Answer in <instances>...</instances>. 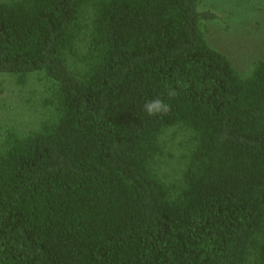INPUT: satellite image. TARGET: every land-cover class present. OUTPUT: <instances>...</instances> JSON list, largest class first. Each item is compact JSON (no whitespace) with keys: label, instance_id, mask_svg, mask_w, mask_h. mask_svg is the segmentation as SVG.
I'll return each instance as SVG.
<instances>
[{"label":"trees","instance_id":"16d2710c","mask_svg":"<svg viewBox=\"0 0 264 264\" xmlns=\"http://www.w3.org/2000/svg\"><path fill=\"white\" fill-rule=\"evenodd\" d=\"M212 17L200 0H0V74H41L53 108L0 141V264H264V53L239 74ZM156 98L170 113L147 115ZM174 127L189 151L167 182Z\"/></svg>","mask_w":264,"mask_h":264},{"label":"rangeland","instance_id":"374dc122","mask_svg":"<svg viewBox=\"0 0 264 264\" xmlns=\"http://www.w3.org/2000/svg\"><path fill=\"white\" fill-rule=\"evenodd\" d=\"M200 9L213 15L202 24L207 43L246 76L264 53V0H200ZM50 87L38 73L27 75L22 82L15 75L0 74V141L8 132L26 133L36 128L52 114ZM165 134L164 156L156 170L163 180L173 182L184 166L190 138L178 127Z\"/></svg>","mask_w":264,"mask_h":264},{"label":"clouds","instance_id":"9594fccd","mask_svg":"<svg viewBox=\"0 0 264 264\" xmlns=\"http://www.w3.org/2000/svg\"><path fill=\"white\" fill-rule=\"evenodd\" d=\"M169 97H175L178 93L175 89L169 87L167 92ZM143 110L148 116H162L170 113L171 105L165 103L162 99L156 98L154 100L148 101L144 104Z\"/></svg>","mask_w":264,"mask_h":264}]
</instances>
